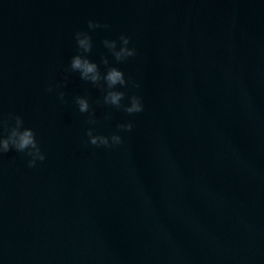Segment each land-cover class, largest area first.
<instances>
[{
    "label": "water",
    "instance_id": "obj_1",
    "mask_svg": "<svg viewBox=\"0 0 264 264\" xmlns=\"http://www.w3.org/2000/svg\"><path fill=\"white\" fill-rule=\"evenodd\" d=\"M90 19L110 27L89 58L143 112L65 71ZM121 34L137 54L117 63ZM77 96L97 134L133 122L122 145L87 143ZM0 114L46 157L0 156V264H264V0H0Z\"/></svg>",
    "mask_w": 264,
    "mask_h": 264
},
{
    "label": "clouds",
    "instance_id": "obj_2",
    "mask_svg": "<svg viewBox=\"0 0 264 264\" xmlns=\"http://www.w3.org/2000/svg\"><path fill=\"white\" fill-rule=\"evenodd\" d=\"M109 27L108 24H101L90 19L87 21L89 31L75 32L73 38L76 45V54L71 57L68 68L65 71L68 73H79L82 81L98 88L103 93V104L133 116L144 111L142 98L138 95L128 96L126 91L120 89H128L130 86L139 88L140 85L133 81L131 77L126 78L121 69L111 65L107 56L100 58V64L89 58V54L93 49L90 31L98 28L108 29ZM130 42V37L125 34H121L118 40L104 39L102 41L104 47L117 63H124L128 58L137 54L135 47H129ZM101 64L105 69L103 72H101ZM64 79L67 81L68 76H65ZM61 87L63 85H56L57 89ZM46 90L52 92L53 87L49 85ZM57 98L61 102H66L63 91H57ZM125 99H127V103H124ZM100 102V100H97V103ZM74 103L79 113L88 114L86 123L93 127H89L85 135L88 138L87 143L92 146L97 148L118 147L124 143V138L120 133L133 130V122L128 121L117 124L116 131L111 135L97 134L94 126L98 121L95 118V113L88 98L86 96H77L74 98ZM108 118L110 117L106 115L105 119ZM0 129H3V134H0V156L14 149L19 153L25 154L26 157H30L27 162L28 167H35L37 160L41 162L45 160V154L41 150L35 131L30 127H25L24 120L20 115L8 114L7 117H4L0 114Z\"/></svg>",
    "mask_w": 264,
    "mask_h": 264
}]
</instances>
